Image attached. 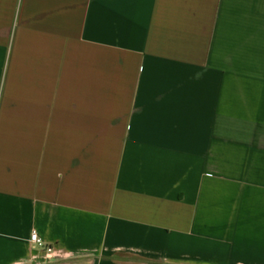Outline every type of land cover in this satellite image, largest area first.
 Wrapping results in <instances>:
<instances>
[{"label": "crops", "instance_id": "crops-1", "mask_svg": "<svg viewBox=\"0 0 264 264\" xmlns=\"http://www.w3.org/2000/svg\"><path fill=\"white\" fill-rule=\"evenodd\" d=\"M0 264H264V0H0Z\"/></svg>", "mask_w": 264, "mask_h": 264}, {"label": "built area", "instance_id": "built-area-1", "mask_svg": "<svg viewBox=\"0 0 264 264\" xmlns=\"http://www.w3.org/2000/svg\"><path fill=\"white\" fill-rule=\"evenodd\" d=\"M30 241L33 244V246H35L36 248H45L46 247L45 242L41 239V237L39 236V234L36 231H34L32 233ZM48 251L52 252L51 249H48Z\"/></svg>", "mask_w": 264, "mask_h": 264}]
</instances>
